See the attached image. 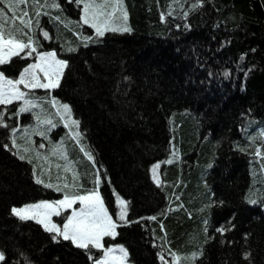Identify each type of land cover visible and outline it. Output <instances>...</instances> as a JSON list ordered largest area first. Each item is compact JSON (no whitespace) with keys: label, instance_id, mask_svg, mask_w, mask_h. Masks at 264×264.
<instances>
[{"label":"trees","instance_id":"1","mask_svg":"<svg viewBox=\"0 0 264 264\" xmlns=\"http://www.w3.org/2000/svg\"><path fill=\"white\" fill-rule=\"evenodd\" d=\"M55 2L59 8L40 9L48 13L40 27L34 0L16 10L29 12L32 30L24 31L40 43L32 56L0 65L17 79L40 52L67 62L59 87L25 94L43 107L38 118L51 121L42 136L58 134L44 148L30 143L31 128L23 130L33 121L19 113L23 102L0 105L10 126L0 127V264L100 258L101 249L53 241L42 225L11 213L60 199L46 184L66 182L80 192L97 189L95 177L118 225L105 247L122 245L131 264H264V0H122L127 20L116 21L131 31L103 37L82 23V4ZM6 14L5 31L13 28ZM53 100L69 105L79 135L64 127ZM117 196L126 204L122 221Z\"/></svg>","mask_w":264,"mask_h":264},{"label":"snow or ice","instance_id":"2","mask_svg":"<svg viewBox=\"0 0 264 264\" xmlns=\"http://www.w3.org/2000/svg\"><path fill=\"white\" fill-rule=\"evenodd\" d=\"M27 2L28 0H8L6 3L5 0H0V4L4 5V7L0 8V18L3 20V23H0V65L10 63L12 57L25 59L26 57L32 56L33 53H37V48L34 45L40 42L38 40H33V37L24 31L25 29H27L28 32L32 30L33 20L28 18L29 12L27 10H21L20 15H16V10L20 8L21 5L27 4ZM70 2L77 4V6L82 4V15L80 19L83 24L95 30L97 37H103L105 33L109 31H131L126 24L121 27H114L111 23L117 8L123 12L124 20H127V12L123 11L124 6L122 0H116L115 4H109L108 0H70ZM34 3L36 7L35 16L37 18L35 24L37 27H40L39 17L42 14H48L46 12L41 13V8L60 7L55 0H53L51 4H48L47 0H45L44 4H40L38 0H34ZM198 6L199 5H193L194 8ZM108 9L112 10L109 11ZM6 10L12 13L13 20V28L7 31H5V24L9 20V17L6 14ZM185 15H187V13H185ZM17 19H19V25L15 24V20ZM53 19L59 20L60 17H53ZM21 36H25L27 42L20 39L19 37ZM43 37L45 39H50L47 31L43 32ZM84 39L88 40L91 39V37H85ZM26 49L28 50L27 52H25ZM21 53H25V56H21ZM66 66V61L57 59L56 52L50 51L38 53L37 62L25 67L19 74L18 79L6 78L5 73L0 71V105H10L14 100H23L24 104L20 107L19 113L30 111L35 105L31 101L25 99V93L20 90L18 85L22 84L24 88L30 90L35 88H57L60 86V76ZM51 103L53 106H56L57 101L53 100ZM60 107L64 112L62 118L66 117L71 120V109L69 105L62 104ZM19 113H17V115ZM40 122L51 123V121ZM71 123L76 126L79 124L76 120H71ZM65 126L67 127L68 125L66 124ZM0 127H10L5 123L4 114L2 112H0ZM16 130L15 127H11V132L13 134ZM39 134L44 135L42 132ZM77 135L79 134L77 133ZM12 145L17 147L15 138L12 140ZM40 147H44V145L41 144ZM81 150L83 151V149ZM256 154H261L260 148H257ZM85 155L89 160H92L93 157L90 153L85 152ZM24 158V156H20V159L23 160ZM158 167L159 165L153 167L154 173ZM73 179L75 180V176ZM36 183L40 184L42 181L38 178ZM95 183L97 189L89 191L86 195L76 194L69 196L66 194L62 200L55 202L42 201L19 208L13 207L11 213L22 221L35 220L37 224L43 226L45 232L53 234L51 236L53 241L58 242V238L62 237L63 240L70 241L76 248L84 249L87 253H91L92 249H103V256L101 258H95L93 255L89 254V259L93 261V264H123L124 259L128 256L124 247L109 246L105 248L103 242L104 238H115L118 225L117 222L113 220V217L109 215V210L105 207V202L98 190L100 179L97 178ZM45 187H52V185L46 184ZM64 187L67 188L69 185L65 184ZM116 200L120 209L117 218L120 221L125 220V201L119 196L116 197ZM250 202L253 204L256 203L255 200ZM77 203H79V208L77 210H73L70 215L63 216L65 210L72 209L73 205ZM52 217H62V225L54 223ZM153 219H155V217H153ZM217 231H223V229H217ZM117 252L119 255L115 254ZM5 259L4 253L0 252V262L5 261ZM161 260H163L162 256Z\"/></svg>","mask_w":264,"mask_h":264},{"label":"rangeland","instance_id":"3","mask_svg":"<svg viewBox=\"0 0 264 264\" xmlns=\"http://www.w3.org/2000/svg\"><path fill=\"white\" fill-rule=\"evenodd\" d=\"M6 2H8V0H6ZM108 3L109 4H115L116 3V0H108ZM109 11H111L112 9H108ZM124 11V10H123ZM81 15H82V13H81ZM117 17H123V12L120 10V9H116L115 10V12H114V15H113V17H112V20H111V23H112V26H114V27H120L119 26V23L116 21V18ZM44 52H46V51H44ZM58 59V58H57ZM37 62V59L34 61V62H31V63H29V64H33V63H36ZM28 64V65H29ZM27 65V66H28ZM26 66V67H27ZM64 71V70H63ZM42 75V74H41ZM62 76V75H61ZM61 76H60V78H61ZM19 78V77H18ZM17 78V79H18ZM44 82H46V81H44ZM18 87L20 88V90L22 91V92H24L25 94H26V92L27 91H29L30 89H26V88H24V86L21 84V85H18ZM35 89H39V88H35ZM41 89H43V88H41ZM32 90V89H31ZM17 101H20V102H23L21 105L23 106V104H24V101L23 100H14L13 102H17ZM29 101H31V100H29ZM34 105H35V107H33V108H31V110L30 111H28V112H24L25 114H30V115H32V118H33V121H32V123L30 124V127L29 126H27V129H24L25 127H26V125H24L23 126V130L24 131H27L28 130V128H31V130L33 131L31 134H29L28 136V138H30L29 139V141H30V143L32 144V145H35V143H39V145H43V142L45 143V139H47L48 137H50L51 139H53V140H55L56 139V137L58 136V134H56V132L54 131V133H52V132H48V136H42V135H40L39 133H41L42 131H44L45 129H46V123H41L40 121H46L45 119H41V118H39L38 119V114L39 113H41V111H42V109H43V107L41 108V105L40 104H38L37 102H34V101H31ZM57 105V104H56ZM61 105H57V106H55V108H56V110L58 111V109H59V115H60V117H61V122H62V124L64 125V127H66L65 125L67 124L68 126L66 127L67 128V130L69 131H71L72 132V134H71V136H74V135H77L76 133H77V131H74V130H72V128H71V122H70V120L69 119H67L66 117L65 118H62V116H64V112H63V109L60 107ZM72 118V117H71ZM74 120V119H73ZM49 121V120H48ZM74 127L76 128V125H74ZM78 128V127H77ZM78 130V129H77ZM69 131V132H70ZM74 131V132H73ZM21 132V131H20ZM22 134V133H21ZM74 134V135H73ZM21 136H25V135H21ZM168 138V137H167ZM168 141L169 140H167V144H166V149H164L163 151H162V153L164 154H162L163 156L162 157H164L166 154H167V151H168ZM16 143V145H17V148H18V146H19V144L20 143H17V142H15ZM45 146V145H44ZM41 148H44V147H41ZM29 157V156H28ZM162 157H160V158H162ZM159 159V158H158ZM72 174V178H71V181H72V183H76L77 182V173L76 172H74V173H71ZM74 176H75V180L73 179L74 178ZM38 178V177H37ZM96 179H97V177H95ZM94 181H95V179H94ZM149 181V180H148ZM150 182V181H149ZM51 184V183H50ZM65 184H67L66 182H62L61 183V185H52V189H54V191L55 192H58L59 194H61V196H62V198H61V200L64 198V196L67 194V195H69V196H72V195H76V194H79V195H86L89 191H91V190H93L92 188H89V189H87V190H84V191H80V192H77V191H75L76 190V188L74 187V184H71L69 187H67V188H65L64 187V185ZM101 195V194H100ZM127 197V196H126ZM45 201V200H44ZM40 202H42V201H39V202H36V203H40ZM45 202H50V201H45ZM31 204H35V203H31ZM27 205H30V204H27ZM24 206H26V205H24ZM21 207H23V206H21ZM105 207H106V205H105ZM17 208H19V207H17ZM79 208V203H77V204H75V205H73V208L72 209H67V210H69L70 212H72L73 210H77ZM107 208V207H106ZM71 214V213H70ZM152 214V213H151ZM151 214H144V215H135V214H130V215H128V217H129V220H138V219H140V218H148V217H150L151 216ZM109 215H111V213H110V211H109ZM112 216V215H111ZM55 217H52V221L54 222V223H57L58 225H60L59 224V222L58 221H56V219H54ZM33 221H35V220H33ZM112 246H115V247H119L120 245H112ZM105 248H107V247H105ZM104 251V250H103ZM116 255H119V253L117 252V253H115ZM103 256V255H102ZM123 264H130L129 262H128V260H127V258L126 259H124V261H123Z\"/></svg>","mask_w":264,"mask_h":264}]
</instances>
